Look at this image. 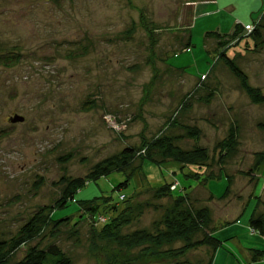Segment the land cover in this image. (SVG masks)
Segmentation results:
<instances>
[{"label": "rangeland", "instance_id": "374dc122", "mask_svg": "<svg viewBox=\"0 0 264 264\" xmlns=\"http://www.w3.org/2000/svg\"><path fill=\"white\" fill-rule=\"evenodd\" d=\"M211 32L229 45L220 50ZM223 51L264 96V0H0V264L51 246L73 264H264L251 262L264 236L250 226L257 204L256 216H264V162L253 170L264 154V103L250 98L219 58ZM12 56L20 60L7 65ZM15 115L24 122L12 124ZM232 128L240 145L220 163L216 148ZM164 138L184 151L207 150L211 170L203 173L217 178L186 179L184 164L160 152L154 160L162 165L143 163ZM126 148L139 150L127 187L115 189L126 178L113 173L86 181L75 202L58 207L64 179L85 180ZM166 183L210 210L223 242L216 254L199 248L164 259L158 251L185 244L130 241L137 231L164 228L174 201L155 199L153 190ZM83 200L98 211L80 207ZM39 212L42 233L11 250ZM62 218L67 223L57 224Z\"/></svg>", "mask_w": 264, "mask_h": 264}, {"label": "trees", "instance_id": "16d2710c", "mask_svg": "<svg viewBox=\"0 0 264 264\" xmlns=\"http://www.w3.org/2000/svg\"><path fill=\"white\" fill-rule=\"evenodd\" d=\"M131 1V0H130ZM145 22V20H144ZM150 35L153 33L152 30L148 27V23L146 22L144 25ZM237 33H234V37ZM255 36V35H254ZM260 38L259 33L256 32V37ZM207 38H214L217 42V47L221 50H224L228 45L229 41H225L223 37L217 33L211 32L207 33ZM231 40H235L233 36H231ZM190 42L188 43V46ZM224 61L226 66L230 69L232 74L244 81L247 86L246 89L248 91V95L250 98L256 103H264V96L258 89L252 88L248 85V77L247 75L230 59L226 52H222L219 57ZM20 58L18 56H12V58L7 59V65H15ZM3 61V60H2ZM238 136V130L236 128H232L229 136L222 141L216 151L219 150L220 155V163H223L231 154H234L237 147L240 145ZM139 151V150H138ZM137 149L134 148H126L122 151L121 154L113 156L101 164L94 167L91 173L84 179H74L67 180L64 179V190L61 199L57 202V205L60 209H65L69 206V203L75 202L76 195L85 188V182H96L101 178H106L113 173H123L125 174L126 180L119 184L115 189H121L123 186L127 187L130 184V180L133 175L132 173H128L127 170H130L132 164L134 163V159L136 158ZM161 154L162 157L171 158L177 160L182 163V173L184 174L186 179H192L189 176H193V178H198L197 182L202 183L205 179L207 181L215 180L217 177L214 176L213 173H210L209 177H207L204 173L211 170L208 166L209 161H211L207 155V150H194V151H184L174 145V143L167 138L160 139L154 141L151 147L145 153L147 156L142 158L143 163L146 160L153 161L156 153ZM65 160H68L65 159ZM160 162V161H159ZM264 162V154L260 155L259 161L257 163V167H254V171L256 168ZM158 165H162L161 162L157 163ZM205 164V165H204ZM198 168L200 170L199 173H186L185 168ZM206 171V172H205ZM204 172V173H203ZM254 172H250L249 176H252ZM222 175V171H221ZM195 180V179H194ZM230 182L228 180V187L226 189L225 196H227L230 192ZM178 190V189H177ZM177 190L172 189V183H166L159 189L153 190L154 198L157 200H162L165 198H172L174 201V207L172 209H168L165 220L163 222V227L158 229L156 233H151L147 231H137L133 235L129 237L131 242L135 245H144V244H153L162 246L172 245L177 242H183L185 245L178 249V251H158L156 256L158 258L164 259H180L184 256L188 251L199 249V248H207L213 254H216L217 250H219L223 246V242L215 237V227L213 226V221L211 217L210 210L206 209H196L194 208V200L192 199V192L186 193L187 188H184L182 191L185 192L184 195L175 196L174 193ZM105 201L110 202V198L102 197ZM126 198V197H125ZM99 198H96L98 200ZM101 199V198H100ZM194 201V202H193ZM82 203L80 207H87L91 205L87 211L96 212L98 211V203L97 206L92 200H83L80 201ZM198 203V202H197ZM85 207V208H86ZM113 208V207H111ZM260 205L257 204L251 218H250V226L253 231L260 232L261 235L264 236V216H256V213ZM127 212V211H126ZM42 213H37L25 226L20 230L17 237L11 241L12 247L11 250H18L20 247L26 245L27 243L33 242L37 239V237L42 233V229L44 227ZM116 222H111L109 226L116 227L118 226L117 221L121 222V218L115 219ZM67 223V218H62L57 221V224ZM58 226V225H57ZM57 228V227H56ZM5 242L0 243V248L6 246ZM212 257V255H211ZM264 260V251L252 250L251 252V262L255 263L258 261ZM19 264H73L71 259L57 246H51L47 250H41L38 247H32L25 258ZM179 264H189L187 262H182ZM208 264H213L212 258L209 260Z\"/></svg>", "mask_w": 264, "mask_h": 264}, {"label": "water", "instance_id": "95a60500", "mask_svg": "<svg viewBox=\"0 0 264 264\" xmlns=\"http://www.w3.org/2000/svg\"><path fill=\"white\" fill-rule=\"evenodd\" d=\"M24 118L23 117H21V116H18V115H15L14 117H11L10 118V122L12 123V124H16V123H22V122H24Z\"/></svg>", "mask_w": 264, "mask_h": 264}]
</instances>
